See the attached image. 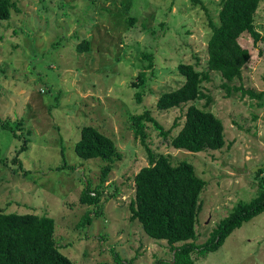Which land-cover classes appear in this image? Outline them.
<instances>
[{"label": "rangeland", "instance_id": "374dc122", "mask_svg": "<svg viewBox=\"0 0 264 264\" xmlns=\"http://www.w3.org/2000/svg\"><path fill=\"white\" fill-rule=\"evenodd\" d=\"M12 2L11 18L0 20V117L10 127L20 123L18 133L27 136L29 144L18 153L23 141L0 122V210L54 218L57 244L74 264H117L114 252L123 263L172 261L168 243L153 240L130 219L135 176L150 164L131 117L147 110L165 130L176 121L180 124L169 138L146 124L152 153L168 156L174 164L190 162L206 182L195 244L205 243L238 203L257 197L264 179V172L257 174L264 171V108L238 92L229 96L222 75L208 69L209 18L220 24L223 0ZM256 30L264 34V1L256 13ZM85 40L89 51L79 52ZM239 42L251 59L242 79L230 86L264 91L262 44H254L249 34ZM146 55L153 56L152 68ZM182 63L210 74L201 88L212 102L194 104L223 121L226 145L221 150L194 154L171 144L189 105L159 111L157 101L183 86L178 69ZM140 72L147 73V80L133 87ZM86 125L111 137L121 159L104 185L103 216L93 215V224L80 228L92 209L80 202L85 181L98 186L106 166L75 152ZM66 163L75 169L64 168ZM194 257L196 264H264V213L233 232L218 251Z\"/></svg>", "mask_w": 264, "mask_h": 264}, {"label": "trees", "instance_id": "16d2710c", "mask_svg": "<svg viewBox=\"0 0 264 264\" xmlns=\"http://www.w3.org/2000/svg\"><path fill=\"white\" fill-rule=\"evenodd\" d=\"M264 0H223L219 13L220 24L216 25L209 18L211 36L208 41V69L218 72L226 81L223 87L228 95L238 92L242 98L256 100L260 108H264V91L245 88L244 85L232 88L230 83L242 79L243 68L250 61V51L244 48L239 39L249 34L254 44H262L264 55V34L256 30V13ZM12 0H0V20L7 21L12 16ZM135 19H132L133 23ZM90 42L85 40L78 46L79 52L89 51ZM151 61L153 56H145ZM179 72L184 77L180 88L163 93L157 101L159 111H170L188 106L185 121L179 133L172 138L171 144L177 150H185L194 154L206 150L218 151L225 147V127L223 121L209 110L198 108L194 102L206 99L207 105L212 102L210 96L202 91L204 82L210 81L209 72L197 71L193 64L182 63ZM147 73L140 72L138 82L133 87L143 86ZM235 91V92H234ZM141 102V94H137ZM135 137L139 138L149 153V166L142 168L135 176V198L130 205L131 220L138 221L145 233L157 241H166L174 253L170 262L159 260L157 264H196L194 254L205 258L218 251L233 232L244 223L264 213V179L259 184L256 198L250 202H240L232 212L221 220L212 231L209 239L195 244L197 239L196 225L201 210L200 196L206 182L196 173L195 167L188 161L174 164L168 156H155L147 144L146 124L151 123L165 138H169L173 128L180 126L175 122L171 130L164 127L154 118L150 110L131 117ZM0 122L3 120L0 117ZM4 130H10L13 136L23 141L18 153L27 150L29 139L18 133L21 124L10 127L2 123ZM23 135V136H22ZM76 154L84 159H99L106 163L102 169L100 184L93 187L91 180L85 181V189L81 193L80 202L92 209L88 210L79 223L83 228L93 224L94 219L103 216L105 184L114 163L121 159L116 142L100 132L96 127L86 125L81 129V138L75 145ZM64 154V152H63ZM2 150L0 147V157ZM65 158V156H63ZM64 168L74 170L75 166L65 164ZM260 170L257 174L263 173ZM94 215V217H93ZM56 220L52 217L35 214L6 213L0 210V264H74L63 254L57 244ZM181 244V245H178ZM117 264H133L132 260L123 263L119 253L114 252Z\"/></svg>", "mask_w": 264, "mask_h": 264}]
</instances>
